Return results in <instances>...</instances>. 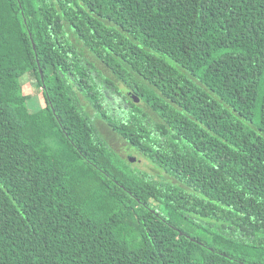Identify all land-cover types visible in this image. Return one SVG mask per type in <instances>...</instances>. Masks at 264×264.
I'll use <instances>...</instances> for the list:
<instances>
[{"label":"trees","instance_id":"trees-1","mask_svg":"<svg viewBox=\"0 0 264 264\" xmlns=\"http://www.w3.org/2000/svg\"><path fill=\"white\" fill-rule=\"evenodd\" d=\"M0 264H264V0H0Z\"/></svg>","mask_w":264,"mask_h":264},{"label":"rangeland","instance_id":"rangeland-1","mask_svg":"<svg viewBox=\"0 0 264 264\" xmlns=\"http://www.w3.org/2000/svg\"><path fill=\"white\" fill-rule=\"evenodd\" d=\"M91 62L96 65V67L104 72V75L112 78V75L109 71L100 63L98 62L93 56H89ZM21 83L23 86V93L30 98L29 106L32 112L40 116V111L45 109V100L43 98V94L41 93V89H39L34 83H31L30 78L24 75L21 79ZM57 80V79H56ZM55 81V79H54ZM119 89L123 93L131 92L125 85L119 83ZM83 103L87 107L88 112L95 120L98 128L104 134L108 142L112 145V147L117 150L124 158L129 160V157H135V161L132 163L133 166L138 167L142 170H145L151 174H153L156 178L160 176L167 175L157 169L154 165H152L149 161H147L144 157L133 151L128 144L121 139L102 119L96 116L95 110L91 107L88 101L84 98ZM137 103L140 101L137 99Z\"/></svg>","mask_w":264,"mask_h":264},{"label":"water","instance_id":"water-1","mask_svg":"<svg viewBox=\"0 0 264 264\" xmlns=\"http://www.w3.org/2000/svg\"><path fill=\"white\" fill-rule=\"evenodd\" d=\"M41 71V70H40ZM41 75H42V80L44 81V76H43V73H42V71H41ZM45 89H47V86H45ZM129 97L131 98V99H133L135 102H137V97L133 94V93H131V92H129ZM129 160H130V162H134L135 161V157H129Z\"/></svg>","mask_w":264,"mask_h":264}]
</instances>
